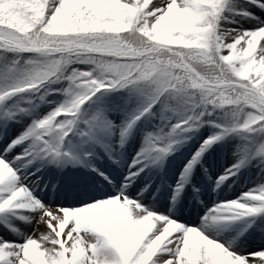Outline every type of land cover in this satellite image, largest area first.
<instances>
[{"label":"snow or ice","instance_id":"obj_1","mask_svg":"<svg viewBox=\"0 0 264 264\" xmlns=\"http://www.w3.org/2000/svg\"><path fill=\"white\" fill-rule=\"evenodd\" d=\"M0 264H264V0H0Z\"/></svg>","mask_w":264,"mask_h":264}]
</instances>
